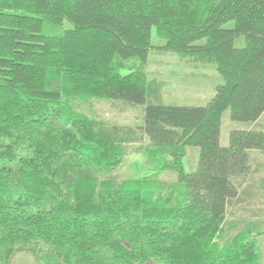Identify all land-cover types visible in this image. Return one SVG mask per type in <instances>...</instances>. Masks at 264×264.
<instances>
[{"label": "trees", "instance_id": "1", "mask_svg": "<svg viewBox=\"0 0 264 264\" xmlns=\"http://www.w3.org/2000/svg\"><path fill=\"white\" fill-rule=\"evenodd\" d=\"M153 29L161 50L215 66L206 106L164 103L145 71ZM85 96L144 106L143 122L65 102ZM228 109L238 122L264 113V0H0V264L18 252L35 264H260L264 223L220 237L233 179L264 153V130L221 145ZM143 137L151 176H93ZM166 171L178 184L163 196L151 177Z\"/></svg>", "mask_w": 264, "mask_h": 264}, {"label": "rangeland", "instance_id": "2", "mask_svg": "<svg viewBox=\"0 0 264 264\" xmlns=\"http://www.w3.org/2000/svg\"><path fill=\"white\" fill-rule=\"evenodd\" d=\"M69 25H67V28ZM165 41L152 31V45L145 71L149 80L159 88L164 103L180 106H206L215 95L216 87L222 83L213 64L181 57L170 51L161 50ZM76 112L89 118H99L117 125L134 127L143 122L144 106L128 105L117 101L97 97H70L65 100ZM234 130H264V113L256 122H238L231 118L230 110L222 117L220 143L227 147L230 134ZM142 140L125 145L127 155L122 164L111 171L93 170V176L99 181L111 179L117 183L126 180L151 176L147 159L141 154L140 147L146 144ZM200 149L189 147L184 159L187 172L197 169ZM155 186L161 188V194L167 195L170 186L178 184L173 172H161L152 176ZM238 187L239 197L232 200L227 209L226 222L220 237L228 238L251 223H264V153L250 151V164L247 174L233 179ZM264 240V235L260 236ZM261 262L264 264V241L261 244ZM12 264H35L34 257L26 252H18L11 260Z\"/></svg>", "mask_w": 264, "mask_h": 264}]
</instances>
